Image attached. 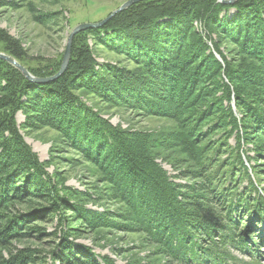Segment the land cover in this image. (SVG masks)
I'll use <instances>...</instances> for the list:
<instances>
[{"label":"trees","instance_id":"trees-1","mask_svg":"<svg viewBox=\"0 0 264 264\" xmlns=\"http://www.w3.org/2000/svg\"><path fill=\"white\" fill-rule=\"evenodd\" d=\"M13 5V1L0 0V7ZM34 17L39 24L58 20L57 13L52 12ZM162 19L165 21L160 22ZM196 20L207 30L204 39L192 26ZM212 31L217 32L215 39L211 38ZM224 37L247 62L231 65L218 49V40ZM87 38L95 45L128 55L138 66L130 70L97 63ZM0 43L2 51L33 76L48 77L59 69L63 53L55 59H29L20 41L1 28ZM139 71L147 80L143 86ZM209 76H217L222 87L206 85ZM211 88L222 90L228 110L210 94L189 127L188 143L183 141L186 133L172 138L182 142L194 160L196 152L204 147L203 141L212 134L210 129L217 124L224 127L214 146L204 147L206 169L200 174L203 188L222 209L220 221L210 208L204 211L210 212L207 215L184 213L174 184L142 153L141 142L129 137L122 143L121 133L100 119L78 94L82 90L99 100L140 107L152 114L174 115L184 106L203 102ZM215 108L221 113L212 114ZM18 111L24 116L20 124L15 119ZM234 112L259 126L262 131L258 133L264 137V0H236L233 4L218 0L137 2L101 26L76 33L66 69L45 83L29 81L0 59V264H100L91 248L75 244L63 230L57 235L61 207L72 210V206L23 137L24 132L44 127L56 129L78 150L101 160L102 173L116 199L126 207L124 213L115 214L128 224L125 226L148 235L175 263L225 264L220 260L223 253H216L215 248L227 242L248 249L244 254L250 255V250L259 254V248L264 247V186L257 177L256 165H251V172L246 166L249 157L240 143L247 139L244 125L241 133L236 132L237 145L227 142L238 127ZM198 120L195 131L193 125ZM197 133L201 139L195 141ZM75 212L89 222L91 212ZM54 219L53 231L40 226ZM247 221L249 224H244ZM52 237L56 241H52L50 262L37 248L18 245ZM101 260L108 264L106 258Z\"/></svg>","mask_w":264,"mask_h":264},{"label":"rangeland","instance_id":"rangeland-1","mask_svg":"<svg viewBox=\"0 0 264 264\" xmlns=\"http://www.w3.org/2000/svg\"><path fill=\"white\" fill-rule=\"evenodd\" d=\"M2 1H13L14 5L0 7V28L5 30L9 36L20 41L21 46L28 53L29 59L33 57L55 59L60 53H63L66 38L75 25L104 19L126 0ZM41 12L57 13V22L39 24L35 21L34 16ZM232 12L230 10L228 13ZM162 21L165 20H160V22ZM192 26L202 39L206 37L207 30L201 21H193ZM216 35L217 32L212 31L211 38L215 39ZM224 40L225 37L223 40H218V49L232 63V66L238 65L237 63L242 61L247 62L248 59L242 56L233 43ZM87 44L97 63H109L130 70H134L138 66L128 55L115 53L107 47L95 45L91 38H87ZM0 52L4 53L1 43ZM139 74V81L143 86L147 80L141 71ZM213 81H217V76H209L205 83L212 87H222L218 81L216 83ZM194 82L196 83L195 80ZM211 89L203 96V102H198L191 107L184 106L174 115L172 113L152 114L141 110L140 107H125L119 103L114 104L110 100H99L95 96L83 93L82 90L78 91V94L81 101L95 111L100 119L107 121L119 134L123 135L120 134L122 143H125L124 139L130 140L131 137L134 141L141 142L142 153L164 172L168 182L174 184V192L178 191V200L183 204L179 206L183 208L184 213L207 215L210 212L204 211L210 208L212 213L219 215L218 221H220L223 217L222 209L216 207L213 196L206 188H203L200 174L206 169L205 159L202 156L205 151L204 147L214 146V141L224 134V127H220L222 124H217L210 129L212 134L203 141L204 147L196 152V155L193 156L194 160L188 156V151L182 146V142L172 138V135L181 138L186 133L183 141L188 143L189 127L195 121L200 107L209 100L210 94L220 99L223 102V109L228 110L222 90ZM229 102L234 111V99L231 98ZM211 111L214 115L221 113L218 108ZM235 114L238 127L233 130V135L227 139V142L231 146L237 145L236 132L241 133V125H244L247 139L240 143L244 146L249 157L246 166L251 172V165H256L258 173L256 175L264 186V137L258 133L262 130L249 119H242L243 117H240L239 113ZM221 115L219 119H221ZM15 119L17 124L23 122L24 116L21 111L16 112ZM198 124L199 120L194 122V128L195 126L198 128ZM217 127L220 128L215 129ZM205 130L202 128L201 131ZM196 135L195 141L200 140L198 133ZM23 137L31 150L37 154L39 160L43 162L47 173L52 176L55 187L59 189V192L65 193L68 203L72 206V210L68 206L61 207L62 223L59 224L57 235L63 230L75 244L91 248L100 264L103 263L102 257L106 258L108 264H186L170 260L162 248L148 235L125 226L128 224H123L115 213H124L126 207L120 198L116 199L114 189L105 174L102 173V163H99L101 162L99 158H97L98 160H95L94 157L90 158L54 128L44 127L32 132H24ZM255 151L258 153L256 154ZM76 210H80L82 213L91 212L95 216L90 214L89 222H87L79 213L75 212ZM107 223L112 226H106ZM244 224L248 225L249 222ZM40 226L45 227L47 232H51L56 227V221L55 219L49 220L47 223H40ZM67 231H70L71 234ZM52 241H56L55 237L45 238L42 241L31 239L18 245L37 248L42 254H46V258L50 262L49 252L54 246ZM215 249L216 253H223L220 260L225 264H264V247L259 248V254L250 250V255L244 254V251L248 249L236 247L232 242H227ZM253 254L257 258H254Z\"/></svg>","mask_w":264,"mask_h":264},{"label":"water","instance_id":"water-1","mask_svg":"<svg viewBox=\"0 0 264 264\" xmlns=\"http://www.w3.org/2000/svg\"><path fill=\"white\" fill-rule=\"evenodd\" d=\"M143 0H126L124 1L121 5H119L116 9H114L113 11L110 12L109 15L106 16V18L101 19L100 21L97 22H84V23H79L77 25H75L71 31L69 32L67 38H66V42H65V47L63 50V55H62V59H61V63L59 66V69L56 71V73H54L51 76L48 77H36L33 76L31 73H29L20 63H18L14 58L10 57L9 55L0 52V59L8 62L9 64H11L13 67H15L18 71H20V73L29 81L31 82H35V83H45L48 82L50 80H53L55 78H57L58 76H60L64 70L67 67L69 58H70V52H71V44H72V39L73 36L81 31H84L88 28H92V27H99L102 24H104L107 20H109L111 17H113L116 13L123 11L124 9H126L127 7L131 6L132 4H135L137 2H140ZM222 3L225 4H233L236 2V0H218Z\"/></svg>","mask_w":264,"mask_h":264},{"label":"bare ground","instance_id":"bare-ground-1","mask_svg":"<svg viewBox=\"0 0 264 264\" xmlns=\"http://www.w3.org/2000/svg\"><path fill=\"white\" fill-rule=\"evenodd\" d=\"M109 14H110V13H109ZM109 14H108V15H109ZM22 115H23V114H22Z\"/></svg>","mask_w":264,"mask_h":264}]
</instances>
